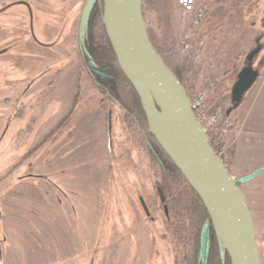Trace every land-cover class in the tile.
Returning a JSON list of instances; mask_svg holds the SVG:
<instances>
[{"label": "rangeland", "instance_id": "rangeland-1", "mask_svg": "<svg viewBox=\"0 0 264 264\" xmlns=\"http://www.w3.org/2000/svg\"><path fill=\"white\" fill-rule=\"evenodd\" d=\"M10 2L0 0V7ZM82 2L72 1L73 6L56 12L35 11L32 36L23 26L26 7L12 4L0 13V209L5 212L0 227L1 263L12 264L9 260L14 257L16 264H175L169 237L162 231L151 155L139 136L145 131L140 132L117 104L103 98L82 71L74 49ZM236 2H211L193 45L200 52L194 59L181 52L188 26L176 0L172 13L179 57L192 90L213 85V109L223 114L233 106L230 92L246 64V54L257 41L264 46V0L241 6ZM146 17L150 20L153 14L148 12ZM244 42L240 55L234 54ZM210 49L217 55L211 57ZM263 64L264 50H260L250 65L262 69ZM258 85L257 79L243 103L250 102ZM255 102V109L264 102V87ZM57 103L69 108L67 117L75 119L67 127L73 134L34 135L51 120L50 131L57 129L65 117L60 119L65 112L55 116ZM8 125L15 135L3 137ZM229 133L225 130L222 135ZM243 192L264 264V173L244 184ZM2 194L11 206L2 204ZM144 204L153 221L147 222ZM37 211L38 220L47 225V236L40 235L38 242L32 232L12 224V217L27 220ZM148 227L158 235L153 237L155 250L143 258L139 237ZM10 232L15 244L7 236ZM121 237H127L128 251Z\"/></svg>", "mask_w": 264, "mask_h": 264}, {"label": "water", "instance_id": "water-1", "mask_svg": "<svg viewBox=\"0 0 264 264\" xmlns=\"http://www.w3.org/2000/svg\"><path fill=\"white\" fill-rule=\"evenodd\" d=\"M96 1L86 0L82 25ZM98 1L102 3V22L107 37L121 70L140 99L148 132L200 197L232 264H261L253 216L238 184L247 183L264 173V165L238 178L229 173L197 120L186 89L152 45L142 0ZM260 46L246 55L250 61L239 71L232 86L230 100L233 106L225 112L226 115L242 102L245 93L259 77L261 69L250 64ZM159 196L163 200L160 190ZM144 209L148 212L145 205ZM206 231L205 228L201 235L202 255L207 245Z\"/></svg>", "mask_w": 264, "mask_h": 264}, {"label": "trees", "instance_id": "trees-1", "mask_svg": "<svg viewBox=\"0 0 264 264\" xmlns=\"http://www.w3.org/2000/svg\"><path fill=\"white\" fill-rule=\"evenodd\" d=\"M248 1L237 0L236 5L241 6ZM174 4L175 0H142V11L152 45L191 96L193 86L186 77L185 64L179 57L177 40L172 29ZM148 12L153 14L150 20L146 17ZM78 45L82 71L88 73L103 98L117 104L126 118L133 119L140 132L145 131L151 135L140 99L121 70L107 37L102 22V4H96L91 8L86 23L81 26ZM257 45L256 43L252 49ZM210 103L211 106L214 105L212 99ZM234 127L235 125L229 121V115L224 113L219 124L207 133L214 152L222 159V134ZM153 146L157 155H152L149 150L150 165L156 187L166 199L167 211L171 218L169 224L171 242L176 249L179 264H232L231 257L220 242L200 197L155 139ZM223 161L231 174L229 164L224 159ZM243 185L244 183L238 184L242 190ZM205 228L207 245L205 254L202 255L201 235Z\"/></svg>", "mask_w": 264, "mask_h": 264}, {"label": "crops", "instance_id": "crops-1", "mask_svg": "<svg viewBox=\"0 0 264 264\" xmlns=\"http://www.w3.org/2000/svg\"><path fill=\"white\" fill-rule=\"evenodd\" d=\"M246 45H247V42H244L243 45L240 47V49L235 51L236 53L234 54L238 55L239 51L243 50V48H245ZM231 46L232 44L227 50L232 49ZM260 50H264V46H260L259 51ZM209 53L211 57L217 55V53H213L211 49L209 50ZM262 67L263 69H261V73L258 77L259 85L256 90V93L253 95V97L251 98L248 104L247 102L245 103L242 102L236 108L232 110L233 112L229 114V121L232 125H235V127L229 130L230 133L228 135H225V136L222 135L223 148H222L221 154H222L223 159L227 161V163L229 164L230 169L233 175H235V177L249 174L253 172L254 170L258 169L259 167H261L262 165H264V102H262V105H260L258 108L255 109L256 103H257L255 102V99L258 95L259 90L261 91V89H263L264 87V64ZM57 71L59 72V74H61L62 72L61 69ZM49 84H50L49 86H51L52 84L51 80L49 81ZM18 99L21 100V96L18 97ZM65 107L66 106H61L59 103H57V110H56L57 113L55 114V116L58 113H60L61 115L62 113L65 112V114L62 115L60 119H62V117L64 116L65 117L63 118L61 123L58 125L59 127L57 126L56 130H53V132L51 133L50 130H52V127L54 126L53 125L54 123L51 122L52 121L51 120L50 122L48 121V124L45 128L38 130L37 132H35L34 135H40L41 133H44L43 135H47L48 133H51L49 135H63L64 133H67L69 131L67 130V127L69 126V124H72L71 122L75 119H73V117L72 118L69 116H68L69 118L67 117L69 113L68 112L69 108L66 107V109L63 111ZM53 118L54 117H52V119ZM50 125L51 127L49 128ZM56 125L57 124H55V127ZM9 128H10V125H8L7 129L2 133L3 137L4 135H15L13 131H11V133L8 131ZM17 134L21 135L20 132ZM22 134H25V133H22ZM72 134H73L72 132H68V135H72ZM3 194H2V199H1L2 204L11 206L10 203L6 202L5 200L6 198ZM5 210L9 211L10 209L6 208ZM38 212L39 211L32 213V215L28 217L27 220H24L20 216L12 217V221H13L12 224H15L13 227H16V228L20 227L24 230L26 229L27 231L32 232L37 242L39 241L40 235L47 236V231H46L47 225L45 226L42 221L40 222L38 220L37 218ZM46 214L47 213H45V215ZM4 215H5L4 210L0 209V227L5 218ZM9 220L11 221L10 218ZM13 229L15 230V228ZM3 230H5V226ZM36 230L39 232V235L38 233H36ZM7 236L13 238V244L17 242L12 232H10V234ZM8 239L9 238H7V240ZM11 242L12 241L10 240V243ZM2 260H3V252L2 250H0V264H3L1 263ZM12 260H13L12 264H16L14 263L15 261L14 257L13 259L10 258L9 261H12ZM8 264H10V262Z\"/></svg>", "mask_w": 264, "mask_h": 264}, {"label": "flooded vegetation", "instance_id": "flooded-vegetation-1", "mask_svg": "<svg viewBox=\"0 0 264 264\" xmlns=\"http://www.w3.org/2000/svg\"><path fill=\"white\" fill-rule=\"evenodd\" d=\"M34 1H36L38 5L34 4L32 0H13V2L8 3V5L0 7V13L1 12H5L6 9L9 6H11L12 4H19V5H23L24 7H26L27 12H28V16H27V19H26L27 23H25L23 26H25V30L29 31L30 35L32 36L33 35V30L32 29H33V26H34V22L36 20V16H35L36 12L35 11L43 10V11L56 12L57 9H59L60 7H63V6L65 7L67 5L73 6L75 3H71L70 4V2L76 1V3H79L80 0H34ZM82 1L83 2H82V5H81L80 19H79V23H78V28L76 30V37H75L76 38V43L73 44L74 45V49H77L76 50V54L78 55L79 59H80V51H79L78 41H79L80 29H81V26H82V24H81L82 13H83V9H84V5H85L86 0H82ZM96 4L101 5L102 3H100V1L97 0L92 5V7H94ZM69 10H71V9L67 8L66 11H69ZM23 18H26V16L25 17L23 16ZM26 20H25V22H26ZM2 22H3V20H0V25H1ZM28 25H29L31 30H28V27L26 29V26H28ZM61 36H62V34H61ZM26 37L27 36H24L23 38H26ZM22 40L23 39H21L20 41L18 40V42L22 43L23 42ZM51 44H53V43H51ZM249 61H250V59H246V64H249ZM80 62H81V60H80ZM52 132L53 131H51V133ZM51 133H48L47 135H49ZM139 136L145 141L146 147L151 151L152 155H154V156L157 155V151H156L155 147L153 146V140L155 138L152 135H149L147 133H144V134L139 135ZM247 183H244V184H247ZM159 190L160 189L156 187L157 204H158L159 208L161 209V213L160 214H161V223H162V228H163L162 231L164 233H166V236L169 237V243H170V245H171V247H172V249L174 251L175 264H179L178 258L176 257V249L174 248V245L171 242V232H170L171 229H169V224H170L171 218H170V214L167 211L166 199H165V197H163V200H161V198L159 196ZM144 205L146 206V208L148 210V212L145 211V215L147 216V222L148 221L149 222L153 221L154 219L151 218L152 212L149 210V207L146 204H144ZM156 235H158V234L154 230V228L152 230L149 227L147 228V230H143L142 233L140 234V237H139V240L141 242L140 243V252H141V256L143 254V258L144 257L146 258V256L148 254H150L151 251L155 250L153 237H156ZM121 238L124 241L123 247L125 248L126 251H128L126 247H128L130 245V243H128L127 237H121ZM96 246H98V245L96 244ZM143 248L145 249V252H143ZM136 249H137V246H136V248L134 250H132V249H131V251L129 250L130 254L133 255V252H135ZM131 259H132V256H131Z\"/></svg>", "mask_w": 264, "mask_h": 264}, {"label": "built area", "instance_id": "built-area-1", "mask_svg": "<svg viewBox=\"0 0 264 264\" xmlns=\"http://www.w3.org/2000/svg\"><path fill=\"white\" fill-rule=\"evenodd\" d=\"M213 0H177V8L185 22H187V33L181 41V52L188 58L194 59L199 56V50L193 48L194 43L197 41V33L201 30L204 22L206 21L207 11ZM204 38L199 41L203 43ZM213 85L197 89L192 92L190 98V106L197 118L201 123L206 133L212 131L218 124L222 117L220 110L213 109L211 106V92Z\"/></svg>", "mask_w": 264, "mask_h": 264}]
</instances>
